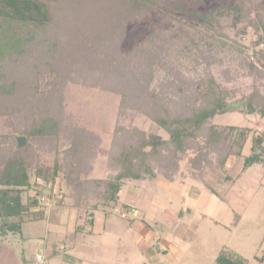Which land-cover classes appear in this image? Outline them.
Masks as SVG:
<instances>
[{
    "label": "rangeland",
    "instance_id": "rangeland-1",
    "mask_svg": "<svg viewBox=\"0 0 264 264\" xmlns=\"http://www.w3.org/2000/svg\"><path fill=\"white\" fill-rule=\"evenodd\" d=\"M232 1L174 0L168 4L170 9L181 7L178 16L187 22L193 11L213 14L218 35L207 26L189 28L166 22L157 12H150L141 23L131 25H125L127 22L120 20L114 9L104 16L93 15V9L81 11V2H75L71 11L55 13L61 45L65 44L66 35L74 33L76 42H81V35L88 39L87 45L76 46L79 52L74 55L78 62L96 64L100 58L97 64L101 63V68L109 64L121 67L129 78L138 80L140 89L129 91L126 79L115 77L108 85L97 72L94 77L86 73V79H99L98 88L81 86L78 66L65 71L62 133L55 150L39 149L36 165L50 170L57 163L61 168L53 184L37 181L30 172L33 185L23 203L32 198L38 204L30 210V220L22 225L20 233L0 236V241L6 239L0 243V258L14 264L20 255L26 264H35L37 253L42 264H215V257L226 247L228 252L245 258L246 264H258L253 256L264 253L262 165L252 167L232 184L211 178V187L224 201L202 184L178 176L173 185L157 182L152 191L124 187L116 204L102 205L90 196L84 207L76 203L64 178L70 164L80 178H103L117 122L152 132L150 123L131 107L134 101L120 109L122 98L115 89H123L125 94L129 91L133 97L141 96V92L147 98L156 96L169 109L179 108L180 103L190 108L199 90L198 81L212 78L232 95L227 100L229 111L215 116L209 126L245 127L258 119L256 114L242 111L245 95L255 87L264 91V42L261 31L254 28L257 18L264 19V0H240V18L232 10H225ZM94 3L95 0L84 2L90 7ZM89 14L98 29H106L104 35L87 28V23L82 25L90 21L86 20ZM150 35L154 37L148 40ZM139 49H144L143 58L138 56ZM97 64L88 68L98 69ZM100 81L106 85L99 88ZM115 81H120L116 88ZM3 122L0 118V133L6 131ZM81 130L100 138L93 158L74 146L73 138L81 135ZM159 134L166 138L164 133ZM21 138L24 146L25 138ZM88 141L95 143L93 139ZM241 167L242 159L231 157L227 172L236 177ZM87 169L91 172L85 176ZM94 205L96 209L92 208ZM235 215L241 219L237 227L233 225Z\"/></svg>",
    "mask_w": 264,
    "mask_h": 264
},
{
    "label": "trees",
    "instance_id": "trees-1",
    "mask_svg": "<svg viewBox=\"0 0 264 264\" xmlns=\"http://www.w3.org/2000/svg\"><path fill=\"white\" fill-rule=\"evenodd\" d=\"M85 1L88 0H0V118L5 121L3 127L6 130L0 133L2 237L20 233L22 225L30 220V210L38 204L32 198H28L26 204L23 203L24 195L33 185L30 183V172L37 181L53 184L61 168L57 163L50 170L36 165L40 157L39 149L55 150L62 133L61 108L67 82L65 71L78 66L81 70V86L97 87L99 79H86L87 74L94 77L93 73L97 72V75H103L108 85L115 77L118 80L126 79L124 81L129 91L140 89L138 80L134 76L129 78L121 67L115 68L109 64L101 68V63L97 64L100 58L96 62L98 69L96 66L88 68L96 65L93 62H78L75 55L79 49L76 46L87 45L88 39L84 37L87 35L83 36L84 39L81 35L80 43L73 38L75 33L66 35V42L61 45V37L56 34L55 13L71 11L75 2H81V11L93 9V15L104 16L106 11L114 9L117 17L127 22L125 25H131L141 23L150 12H157L166 22H175L183 27L187 25L189 28L207 26L218 35L216 16L211 18L213 14L208 16L193 11L189 13L192 19L184 21L178 16L181 7H168L174 0H95L91 7L84 4ZM241 3L240 0H233L225 10H232L237 14L236 18H240L243 7ZM215 14L222 15L218 12ZM90 16L92 14L86 17L90 21L82 25L87 23V28L99 30L103 34L106 29H98ZM256 21L255 31H261L264 42V19L257 18ZM112 32L114 30L111 29ZM138 56H145L144 49H139ZM84 75L85 79L82 80ZM100 82L102 85L99 88L105 84V81ZM118 82L113 83L115 88ZM196 86L199 90L194 97V105L187 108L180 103L177 109L164 106L156 96L147 98L142 90L141 96L133 97L129 91L125 94L123 89H115L114 92H119L122 98L120 109L134 101L131 107L150 123L152 132L117 122L111 135V147L102 179L80 178L75 167L68 165L64 178L67 186L71 187L76 203L87 207L92 196L101 201L102 205L116 204L124 187L152 191L158 181L172 184L178 176L202 184L206 190L224 201V197L211 187L209 180L215 178L231 184L236 181L239 175L232 177L227 172L231 157L242 159L241 171L257 163L264 164V132L255 136L249 126L208 125L215 116L229 111L227 100L232 95L230 91L216 84L212 78L199 80ZM244 98L246 105L242 112L256 114L259 120H264V91L255 87ZM159 132L164 133L166 138ZM21 137L25 138L24 146H18L17 139ZM89 139L95 143L88 144ZM99 140L94 133L81 130V135L75 136L73 143L81 149V154L87 153L93 158L98 152ZM248 141L251 148L249 154L244 156ZM92 147L96 150H92ZM258 150L260 153H257ZM90 172L87 169L85 176ZM96 207L92 206L93 209ZM237 219L235 215L233 225L237 224ZM257 260L264 261V254ZM215 264L246 263L239 255L222 249L215 258Z\"/></svg>",
    "mask_w": 264,
    "mask_h": 264
},
{
    "label": "crops",
    "instance_id": "crops-1",
    "mask_svg": "<svg viewBox=\"0 0 264 264\" xmlns=\"http://www.w3.org/2000/svg\"><path fill=\"white\" fill-rule=\"evenodd\" d=\"M249 127H250V129H251V133L253 134V135H255V136H258V135H260L261 133H263L264 132V120H259V119H256L255 120V122H253L251 125H248ZM251 139V138H250ZM251 146V143H250V141H248L247 142V144H246V146H245V149H244V151H243V155L245 156V155H248L249 154V149L251 148L250 147ZM259 151V150H258ZM257 151V152H258ZM258 165H262V166H264V164H262V163H257V164H254V165H252V166H250L249 168H247L245 171H241L240 170V173H239V176H238V178L237 179H239L240 178V175H243V174H245L249 169H251L252 167H254V166H258ZM241 169H242V167H241ZM158 183H161V184H166V183H164L163 181H158ZM166 185H169V186H171V185H173V183L172 184H166ZM212 194V193H211ZM264 207V206H263ZM264 209V208H263ZM240 221H241V219H240V217L238 216V219H237V224L236 225H234V227H237L238 225H239V223H240ZM29 240V239H28ZM6 242V239H4V240H1L0 241V243H2L3 244V242ZM263 241H264V238H263ZM262 241V242H263ZM19 244V243H18ZM226 247H224L223 249H225ZM226 250V249H225ZM22 254H24V253H22ZM264 254V253H263ZM37 255V253L35 254V256ZM218 255V254H217ZM35 256H34V258H33V260H34V262H35ZM262 256V255H261ZM15 257H16V255H15ZM241 257V256H240ZM260 256L259 255H254L253 256V258L255 259V261L258 263V264H264V261H259V260H257V258H259ZM17 261H15V263L14 264H26V260H25V257H21L20 255H18L17 257ZM20 258V259H19ZM216 258V257H215ZM243 258V257H242ZM243 259H245V258H243ZM0 264H12V263H10V262H7V261H5V260H3V258H0ZM35 264H36V262H35Z\"/></svg>",
    "mask_w": 264,
    "mask_h": 264
},
{
    "label": "built area",
    "instance_id": "built-area-1",
    "mask_svg": "<svg viewBox=\"0 0 264 264\" xmlns=\"http://www.w3.org/2000/svg\"><path fill=\"white\" fill-rule=\"evenodd\" d=\"M35 262L36 264H42L43 263L42 257L40 255H36Z\"/></svg>",
    "mask_w": 264,
    "mask_h": 264
},
{
    "label": "water",
    "instance_id": "water-1",
    "mask_svg": "<svg viewBox=\"0 0 264 264\" xmlns=\"http://www.w3.org/2000/svg\"><path fill=\"white\" fill-rule=\"evenodd\" d=\"M242 106H244V104ZM22 145H23V139L18 138V146H22ZM257 153H260V151H258Z\"/></svg>",
    "mask_w": 264,
    "mask_h": 264
}]
</instances>
